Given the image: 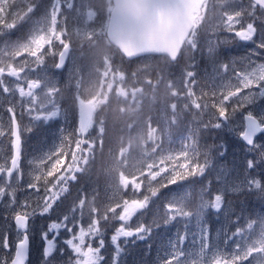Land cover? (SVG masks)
<instances>
[{
  "label": "snow or ice",
  "instance_id": "6c2138e0",
  "mask_svg": "<svg viewBox=\"0 0 264 264\" xmlns=\"http://www.w3.org/2000/svg\"><path fill=\"white\" fill-rule=\"evenodd\" d=\"M120 6L129 10L130 15L126 19L117 21L114 30L122 35L121 42L128 49L130 57L148 50H166L173 57L177 55L175 37H159L149 24L155 13L168 12L173 9L175 6L173 0H122ZM257 6L261 12H264V0H255L248 16L252 20L259 19L264 24V14L257 15ZM34 7V0H30L27 5L24 4L23 0H11V2L10 0H0V37L8 36L9 30L15 28L18 23L30 19L29 14L34 11ZM57 14L58 7L53 5L50 17L46 15L42 21H38L26 37L15 41L5 40L0 45V54H11L16 59L19 58L18 67L9 64L6 72L0 68V77L6 73L7 76L20 81L21 73H25L24 82L27 91L20 83L15 85V91L19 93L21 98H29L30 105L26 111L32 115L34 120H50L57 116L55 112L45 115L43 105H40L39 110L37 109L38 95L34 90L41 87H49L51 90L50 85L42 84L39 79L28 78L26 73V70H30L33 65L39 66L44 63L45 56L49 53L58 54L59 62L55 63L56 68L63 66L68 45L64 43L61 32L57 31L55 27L58 23ZM241 14L238 13V15ZM145 26H148L147 35L142 30ZM237 26H239V30H236ZM224 31L226 33L234 32L235 37L239 38L240 41L255 43L254 36L257 33V28L253 22H248L245 26L242 20L238 19L235 24L228 25ZM228 39L227 36H224L222 40L218 37L215 42L210 41L209 53L212 57L216 54L217 45L227 43ZM190 46L193 48L198 46L195 38L191 41ZM256 47L257 49H264V28L260 29V40ZM254 55H259V53L254 50L249 56L241 58L240 70L235 67L236 61H233L232 64L218 66L222 73L231 69L233 76L225 84L228 89L227 93L221 92L222 99L218 103L212 104L214 111L211 127L221 128L228 125L233 131L239 128L238 138L245 144L246 151L258 153L257 159L245 161L243 179H240L238 184H234L232 190L236 192L255 191L258 196L264 198V173L256 176L252 175L250 171L258 164L264 163V143L257 142V137L264 134V109L259 115L254 114L251 110L247 111L246 114L242 112L247 106L255 104L257 99H264V62L254 61L252 59ZM186 75L192 77L194 73L188 71ZM233 79L236 83H232ZM0 89L5 94L13 92V87L2 78H0ZM6 111L12 114L10 126L7 129L12 149L11 166L0 165V173H7V176L11 177L14 171L20 173L21 125L15 116L14 107L9 106ZM237 113H241L242 120L238 122L236 127H233L232 118ZM86 132L87 126L82 114L80 125L74 127L71 133L62 138L61 144L47 154L48 161L55 158L51 167L45 171L43 158L36 165L37 172L32 175L28 183V188L35 190V206L28 201L18 204L16 188L11 184L5 183V186H0V201L5 196L10 198L4 206L5 210L9 212V215L5 217V225L10 227L8 221H14L15 237L18 241L13 245L9 240L7 230L0 233V264H31L29 259L30 220L38 210L40 215L48 214L53 209L54 204L67 192L69 182L77 179L76 173L79 172L77 160L81 152H86L82 145L89 143L90 146V142L84 138ZM5 135L6 130L0 127V137ZM261 138L264 139V137ZM73 141L75 148L70 149L71 162L61 170L59 167L62 162L60 157L69 154L65 151V146ZM182 143L183 147L180 151L175 154L172 152L163 154L153 161L144 173L146 179L137 178L131 181V192L130 194L125 193L128 195L127 199L121 198L102 214L93 210L90 213V221L86 228L81 224L77 230L75 216L70 220L65 215L62 221L51 223L47 230L41 234V239L45 242L41 253V264H54V253L59 251L63 255L66 250L70 252L66 264H104L103 251L106 242L102 231V221L105 223L120 222L118 226H114V234L110 237V243L113 246L110 264H118V258L123 251L121 240L127 243L129 238H132L133 242L149 239L153 227H160V219L164 225H168L176 217L187 218L195 215L199 225L205 212L209 209L216 213L223 211L226 218L230 216V204L228 207L222 208L224 196L223 194H216L207 201L201 197L200 204L194 211L186 210L189 205L183 201H169L165 204L163 217L154 219L151 224L139 222L134 227L130 225L129 222L132 218L148 207L150 200L157 197L161 188L204 173L208 163L207 152L203 153L204 161L200 162L201 153L197 147L196 139L192 138ZM221 147L225 149L224 145ZM223 154L224 152L221 151L220 155ZM55 173L58 174L54 175ZM17 182H19V176H17ZM128 188L129 186H125V189ZM142 188L144 189L143 192L141 191ZM41 189L43 190L42 194ZM79 203L83 207V199ZM254 225H258V231ZM247 227L253 229V232L243 243L241 242L244 239L242 227H238L231 235L226 234V243L234 241L231 251L210 247L207 226H201L196 234L199 238L198 251H185L183 247H180L185 242L186 235L177 234L176 240L174 242L169 241L168 247L164 249V254L159 256L156 264H264V217L258 221H249ZM61 228L68 234L63 241V245L67 246L66 249L58 244ZM208 253L211 255L209 256Z\"/></svg>",
  "mask_w": 264,
  "mask_h": 264
},
{
  "label": "trees",
  "instance_id": "16d2710c",
  "mask_svg": "<svg viewBox=\"0 0 264 264\" xmlns=\"http://www.w3.org/2000/svg\"><path fill=\"white\" fill-rule=\"evenodd\" d=\"M38 6L39 3H36L35 7L38 8ZM23 24L24 21L9 30V35L0 37V41H14L21 38ZM196 32L203 36V27L197 28ZM200 40L201 38L197 44L198 47H195L193 51L192 57L194 58L190 59L191 64L188 61L189 55H185L184 50L175 63H170L163 56H143L125 60L113 48V65L122 75V88L135 90L139 103L130 102L127 97L111 92L97 106L88 108L85 104L80 110L78 102L70 91L71 88L65 87L63 80L59 79L57 87L61 92V97L58 98V116L48 123L40 119L33 123L30 131L24 135L21 134V158L27 161L37 156L51 143L54 133H59L56 143H53L54 148L59 146L62 138L71 133L74 127L80 125L82 114L87 126L84 138L90 142V146L89 143L82 145L83 148L87 146V153L80 162L79 172L76 173L77 179L70 181L67 185V192L54 204L48 214L40 215L38 210L31 218L29 230L31 264H41V253L45 245L41 234L51 223L62 221L65 215L70 220L75 216L77 229L81 224L86 228L93 210L102 214L121 198H128L125 193L130 194L131 181L145 178L144 173L148 170L142 166V161L137 157H141L140 155H144L145 152L151 153L152 144L145 141L151 128L155 129L158 134L154 143H160L162 148L171 147L180 151L183 141L195 138L201 153L200 162L204 161L203 153L207 152L208 163L204 173L161 188L157 197L150 200L148 207L133 217L129 222L130 225L134 227L139 222L151 224L154 219L163 217L165 204L169 201H183L189 205L186 210L194 211L200 204L201 197L207 201L216 194H223L222 208L230 204L231 215L226 218L223 211L216 213L209 209L199 225L195 215L187 218L176 217L168 225H164L160 219V227H153L149 239L133 242V239L129 238L127 243L121 240L123 251L118 258V264H156L159 256L163 255L164 249L168 247L169 241L176 240L177 234L186 235V240L180 247H183L185 251H197L199 238L196 234L201 226L208 227L209 240L217 242L218 245L226 238V234L231 235L238 227L244 228L247 221L260 219L254 213L257 208L258 211L264 209L262 208L264 198L258 196L255 191L236 192L229 188L243 179L246 160L243 164L240 156L237 158L232 156L226 158L225 156V158L218 159L212 154V149H217L219 144L217 136L221 137V135L210 131L209 121L204 115H200L199 112L196 114L185 112L180 108V104L176 109L181 110L178 109L177 112L168 106L167 100L172 98L171 93L176 89L174 84L176 83L177 64H181L186 70L193 71L198 77H203L212 76L217 72L220 65L216 59L218 56L223 58V64L229 61L227 54L220 49L221 54H215L212 57L214 61L211 62L212 58L205 57V53L209 52L208 45L203 44V41L200 43ZM7 100L6 94L0 89V123L8 128L12 114L6 111L7 107H14L18 122L27 116L22 108L19 109L16 104L8 103ZM198 116H202L203 119ZM163 125L168 129L162 127ZM176 139L180 141H175ZM3 140L6 142L5 144L0 143V165L2 157L8 158L12 155L11 143H8L9 137L4 136ZM74 148V141L67 144L65 151L69 154L60 159L68 162L71 156L70 149ZM137 154L139 155L135 156ZM131 165H138L139 169L131 168ZM212 166L218 168V174L210 171ZM140 167H144V170ZM219 178L223 179L221 182L223 187L219 186ZM125 186L129 188L125 189ZM42 191L41 189V194ZM141 191L143 192L144 189L142 188ZM81 199H83V207L79 203ZM5 201L6 199L0 201V233L7 230L9 240L13 243L16 239L15 227L12 220L8 221L10 227L5 225V217L9 215L4 207ZM35 203L36 200L31 201L33 206ZM101 223L106 242L103 251L104 264H110L113 254L110 237L114 234V226H118L120 222L105 223L102 221ZM67 236L64 230L60 231L58 244L65 249L67 246L63 245V241ZM69 255L70 252L67 250L63 255L59 251L55 252L54 264H66Z\"/></svg>",
  "mask_w": 264,
  "mask_h": 264
},
{
  "label": "rangeland",
  "instance_id": "374dc122",
  "mask_svg": "<svg viewBox=\"0 0 264 264\" xmlns=\"http://www.w3.org/2000/svg\"><path fill=\"white\" fill-rule=\"evenodd\" d=\"M23 2L27 5L30 0H23ZM36 3H39L38 8L34 7V11L30 13L32 15H29L30 19L24 21L23 35L21 38L26 37L28 33L33 30L34 26L37 25V22L42 21L46 15L50 17L52 6L57 5L58 23L55 27L57 31L61 32L64 43L70 45L68 61L62 71L55 70L54 66L57 62V55H52L51 53L45 56L44 63L39 66L33 65L30 70H26L28 78L39 79L42 84H48L51 87V90L49 87H41L34 90L38 95V110L40 105H43L45 115L55 112L58 116V98L61 97V92L57 87L59 79L63 80L65 87L71 88L70 91L75 100L78 102L80 110L85 104L88 108L97 106L111 92L122 95V97H127L130 102L139 103V100L136 99L135 90H126L122 88V75L120 72L116 71V68L113 65V48L110 46L105 36L106 23L109 12L112 8L111 0H34V5H36ZM253 4L254 3L250 0H209L204 13L198 14V20L201 19L198 28L201 26L203 27V36H200L197 32H193V34L187 39V44L184 47V54L189 55L188 61L190 64L192 61H190V59L194 58L192 55L195 50V48L190 46L193 38H195L197 44L201 38L200 43L203 41V44H206V46L208 45L209 50L210 41L215 42L218 37L222 40L224 36L229 38L228 42L219 43L216 47V54H221L220 49H222L224 54H227L229 61L225 64H232L233 61H236L235 67L237 70H240L242 66L241 58L249 56V54L254 50L258 52L259 55L252 56V59L257 62H264V49H257L256 47V44L260 40V29L264 28V24H262L259 19L252 20V18L248 16V12L251 10ZM207 10L209 13H207ZM238 13L242 14L238 15ZM256 13L257 15L264 14L258 6L256 8ZM238 19H241L245 26L248 22L254 23V26L257 28V33L254 36L255 43L240 41L239 38L235 37L234 32L226 33L224 31L228 25L235 24ZM17 26H19V23ZM236 30H239V26H237ZM3 43L4 41H0V45ZM55 43L58 44V42ZM205 57L212 58V55L209 52H206ZM212 59L211 62L214 61V59ZM216 59L219 61L220 65L223 64L222 57L218 56ZM9 64H14L18 67L19 58L16 59L11 54H0V68H3L6 72ZM176 69V83L174 84L176 89L171 93L172 98L167 100L168 106H170L174 112H177L178 109L182 108L185 112L195 114L199 112L200 115H204L206 120L209 121L210 128L212 129H210V131L213 134L215 131V134L221 135V137L216 135L219 138V144L216 150L212 149V154L218 159L221 157L225 158V156L226 158H229L230 156L237 158L240 156L243 164L244 160L257 159L258 153L246 151V147L239 141V128H236V130L233 131L230 130L228 125H224L221 128L211 127L212 115L214 111L212 109V104L218 103L222 99L221 92H224V94L227 93L228 89L225 84H227L229 78L233 76L231 69L222 73L218 68L214 75L203 77H198L193 71L191 72L194 73V76L188 77L186 72L190 70H186L181 64H177ZM24 76L25 73H21L20 81H17L14 77L7 76L6 73L3 77H0L13 87V92L6 94L8 103L13 102L17 105V107H19V109L22 108L23 112L27 116L19 122L21 125L20 131L22 135L30 131L33 123L38 121H33L34 119L32 118V115L26 111V108L30 105L29 98H21L19 93L15 91V85L17 83H20L27 91ZM232 83H236V81L233 79ZM178 104H180V108L176 109ZM262 109H264V99H257L255 104L247 106L242 110V112L246 114L247 111L251 110L254 114L259 115ZM86 111L87 108L85 113ZM229 111H231L230 108ZM57 116L51 118L50 120L56 119ZM170 117L173 118V116ZM200 118H202V116ZM50 120L43 119L45 123L50 122ZM241 120V113H237V115L232 118V126L236 127L238 122ZM164 126L165 125L162 127ZM0 127H3L6 130L5 136L9 137L7 134L8 128L4 127L1 123ZM164 128L168 129V127ZM157 136L158 134L155 129H149L145 141L152 144L151 153L145 152L144 155H140L141 157H137V159L142 161V166H145L146 168H149V165L156 159L160 158L163 154H167L169 152L175 154L178 152L171 147L162 148L160 143H154ZM52 137L53 140H51V143L48 144V146H46V148H44L37 156L32 157L27 161H23L22 158L20 159V173H16L14 171L11 177H8L7 173H0V186H5V183H7L15 187L16 201L18 204H22L25 201H28L31 204L32 200H36V196L34 194L35 190L28 188V183L31 180L32 175L36 174V165L39 164L41 158L45 161L43 165L45 171L47 168L51 167L52 163L55 162V158H53L52 161H48L47 154L51 150L55 149L53 143H56L59 133H54ZM175 141L179 142L180 140L176 139ZM4 142H6V140H3V137H0V143L5 144ZM257 142L264 143V139L259 138L257 139ZM8 143H10V137ZM221 145H224L225 149L222 148ZM84 149L86 152H81L79 154L77 160L78 167H80V162L87 153V146H85ZM221 151L224 152L223 155H220ZM138 155L139 154L135 156ZM61 161L62 162L59 167L63 170L67 164L71 162V156L68 162H65L64 160ZM1 165L10 167L11 156L8 158L2 157ZM131 168H137L136 170L139 169L138 165H131ZM140 169L144 170V167H140ZM210 171L214 174L219 173L218 168L213 166L210 168ZM261 173H264V163L258 164L251 171V174L256 176H259ZM56 174L58 173H55L54 175ZM17 176H19V182H17ZM219 181V186L221 185L220 187H223V183H221L223 179L219 178ZM229 188L232 189V186H229ZM3 199H6L5 203L7 204L10 198L5 196ZM262 208H264V201ZM263 210L260 209L258 211L257 208L254 214H256L258 218H261L264 216ZM248 222L249 221L245 223L243 228L244 239L241 241L242 243L245 242L247 237L253 232V229H248ZM254 228L258 231V225H254ZM61 230H63V228H61L60 231ZM225 241L226 238L223 239L221 244L217 245V242H211L209 240V245L213 249L218 248L221 250L227 249L231 251L234 241H229L227 243ZM16 242L17 240L15 239L13 245ZM208 255L210 256L211 253H208Z\"/></svg>",
  "mask_w": 264,
  "mask_h": 264
},
{
  "label": "water",
  "instance_id": "95a60500",
  "mask_svg": "<svg viewBox=\"0 0 264 264\" xmlns=\"http://www.w3.org/2000/svg\"><path fill=\"white\" fill-rule=\"evenodd\" d=\"M253 3L255 0H250ZM113 7L109 13L108 23L106 26V37L108 41L116 47L119 53L127 60H133L135 58H139L142 56H149V55H158V56H165L169 59L170 62H174L184 44L187 37L190 34L191 28L193 26V21L200 13V9L203 3V0H173L174 8L168 12H157L153 15L151 21L149 22L151 29H153L157 36L159 37H175L176 39V52L177 55L173 57L168 51H156V50H148L142 53H139L135 56L128 55V49L124 46L121 42L123 37L122 35L118 34L114 30V25L117 21L126 19L130 12L129 10L121 7L122 0H112ZM147 28L145 26L142 30L147 35ZM181 37H183L181 39ZM66 56L64 64L61 68H56V71H61L68 60L70 45L67 44ZM59 62V58L57 55V62ZM243 143V142H242ZM244 144V143H243ZM245 145V144H244ZM14 224V221H13ZM15 225V224H14ZM17 243V242H16Z\"/></svg>",
  "mask_w": 264,
  "mask_h": 264
},
{
  "label": "flooded vegetation",
  "instance_id": "af4514ba",
  "mask_svg": "<svg viewBox=\"0 0 264 264\" xmlns=\"http://www.w3.org/2000/svg\"><path fill=\"white\" fill-rule=\"evenodd\" d=\"M207 4H208V0H205V3H204V5H203V7L201 9V13H204V11L206 10ZM200 20L201 19L198 20V16L195 18V21H194V29L192 31V34H193V32L195 33V31L197 29V26H199ZM263 136H264V134L258 136L257 139H259V138H261Z\"/></svg>",
  "mask_w": 264,
  "mask_h": 264
}]
</instances>
